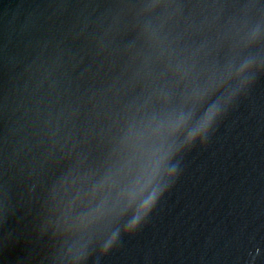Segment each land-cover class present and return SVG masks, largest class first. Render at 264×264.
Masks as SVG:
<instances>
[{"label": "water", "instance_id": "water-1", "mask_svg": "<svg viewBox=\"0 0 264 264\" xmlns=\"http://www.w3.org/2000/svg\"><path fill=\"white\" fill-rule=\"evenodd\" d=\"M0 264H264V0H0Z\"/></svg>", "mask_w": 264, "mask_h": 264}]
</instances>
